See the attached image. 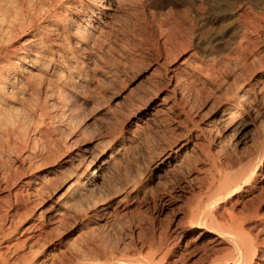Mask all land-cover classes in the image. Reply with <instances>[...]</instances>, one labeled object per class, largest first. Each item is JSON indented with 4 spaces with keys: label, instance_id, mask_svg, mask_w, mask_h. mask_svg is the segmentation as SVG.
Segmentation results:
<instances>
[{
    "label": "rangeland",
    "instance_id": "rangeland-1",
    "mask_svg": "<svg viewBox=\"0 0 264 264\" xmlns=\"http://www.w3.org/2000/svg\"><path fill=\"white\" fill-rule=\"evenodd\" d=\"M204 1L107 0L106 3H112L111 9L102 8L103 12L94 17L92 9L97 4L78 9L81 1L69 0L59 8V17L41 22V32L51 27L61 32L60 35L52 32L47 40L49 70L56 66V70L67 72L75 67L76 61L77 69L88 74V79L72 73L58 93L55 88L52 91L47 82L53 78V71H44L42 79L30 80L27 78L30 73L22 71L25 79L20 96L23 101L0 117V136L10 138V145L0 146V215L13 212L11 208L18 203L20 210H24V197L32 194L35 183L41 180H51V183L46 185L42 195L30 194L27 225L37 218V210L43 202H46L44 207L51 204L52 212L63 210L55 200L68 186H64V173L90 172L97 164V157L108 158L110 154L111 164L100 171L95 190L100 198L108 193L115 195V204L104 219L93 216L86 223L78 220L64 233L79 242L85 239L84 233L88 234L91 227L99 237L103 234L115 251L134 252L153 238L166 239L167 243L176 241L172 251H183L186 236L178 237L176 231H183L187 223L183 210L190 195L188 181L192 174L187 170L199 152V143L190 138L188 128L195 126L196 130L204 131L202 138L213 142L214 147L223 137L222 133L211 132L208 125L215 124L228 103L217 90L210 89L208 93L210 87L206 78L218 74L213 64L230 61L234 40L231 32L234 17L221 5L217 14L215 5L211 6L215 1ZM199 3L206 4L205 12L198 10ZM190 5L194 9L189 13ZM86 12L97 41L95 46L81 41L76 31L82 26L80 18ZM31 39V31L25 28L9 43L14 59L20 57L23 66L37 58L40 39ZM254 44L260 58L255 56L254 65L258 68L252 80V98L259 94L258 88L264 86V35L255 38ZM62 47L71 52L72 57L56 65ZM41 101L48 114L46 126L37 128L34 108ZM256 106L250 114H242L239 121L252 122L258 127L263 125L264 106L261 103ZM185 110L186 113L191 111L192 116L185 114ZM66 117L70 118L68 122L64 121ZM243 133L242 140L236 141V135H232L226 138L224 145L230 150L244 148L255 128L250 125ZM54 139L58 141L60 154L47 165H34L36 158L31 161L23 158L29 150L47 157L54 147L50 145ZM86 145H92L89 152L83 151ZM177 147L178 152H173ZM257 186L256 194L264 183ZM256 202H248L246 208L257 206ZM261 202L260 210L264 212V200ZM95 209L90 214H95ZM240 210H244L243 207ZM62 219L63 216L54 219V225L61 230L68 227L61 223ZM15 222L20 227L23 224L21 218ZM194 229L191 237L197 238L201 231L202 240L215 236L210 229L196 226ZM197 254L198 250L190 256Z\"/></svg>",
    "mask_w": 264,
    "mask_h": 264
},
{
    "label": "bare ground",
    "instance_id": "bare-ground-1",
    "mask_svg": "<svg viewBox=\"0 0 264 264\" xmlns=\"http://www.w3.org/2000/svg\"><path fill=\"white\" fill-rule=\"evenodd\" d=\"M66 1L69 0H0V117L3 112L13 110L23 101V97L20 96L25 79L22 71L30 73L27 77L29 80L32 78L42 79L44 71H53V78L47 82L52 87V91L55 88L58 93L62 92L60 90L63 82L65 84L67 79L71 78L72 73L84 80L88 79V74L77 69L79 65L76 61L75 67H72L73 70L67 72L56 70V66L51 68L52 70H49L48 67L51 59L46 56L47 40L51 37L52 32H57L58 35L61 32L56 27L47 28L41 32L43 27L41 22L47 18L59 17V8ZM80 1L78 9L90 8L92 4H97L92 9L94 17H98L103 12L102 8L111 9L112 5V3H106L107 0ZM208 1L204 2L208 3ZM212 1L213 3L215 1L211 6L215 5L214 10L217 14H220L218 8L221 5V7H225L223 8L225 12L227 10L234 17L232 18L231 31L234 40L232 41L230 61L213 64L212 67L218 74L206 78L209 84L207 87H210L209 90L207 89L208 93H210V89L217 90L222 93L225 103L228 105L221 112V116L217 117L215 124L208 125L211 132L223 135L220 140H217L215 147L213 142L202 138L204 131L196 130L195 126L188 128L190 138H195L199 143V152L187 170L190 174L192 172L190 182L188 181L189 199L186 198L185 206L183 204V218L187 223L182 229L183 231H176L178 237L186 236L183 251L175 253L172 249L176 241L167 243L166 239L161 238H159L160 240L151 238L152 240L148 244L136 248L134 252L115 251L106 243L105 237H102L103 234L99 237L98 232L92 231L91 227L87 230L88 234L84 233L85 239H80L83 242L74 241L69 234L64 233L67 229L72 228L73 223L75 225L78 220L86 223L93 216L96 217L95 219H104L110 212L109 209L115 204V195L108 193L104 195V198H100L97 196L98 191L95 190L100 171L109 168L111 164L109 154L108 158L97 157V164L90 172L64 173V186H68L55 200L56 204H61L64 207L63 210L57 209L52 212L51 204L44 207L46 202H43L37 210V218L27 225L29 222L27 211L31 195H42L51 180H41L35 183L36 185L31 191L32 194L24 197V210H20L18 202L12 208L9 203V208L13 209V212L6 211L0 215V264H264V212H261L262 204H259L264 200V186L261 187L258 194L255 193L257 185L264 183V124L258 127L252 122L239 121L242 114H250L258 103L264 106V86L261 89L258 88L259 96L254 95L252 98L251 95L252 80L255 79V71L258 68L256 64L254 65L255 60L257 61L254 39L264 35V0ZM203 5L206 4L203 3ZM204 6L200 4L197 8L199 11L205 12L206 7ZM191 7L189 13L194 9L193 6ZM188 15L191 16V14ZM80 19L83 23L76 29L77 34L81 41L90 42L95 46L97 41L88 24L89 13L86 12V15ZM25 28L29 29V32L31 31V40L40 39V42L38 43L37 58L23 66L20 57L14 59L15 55L9 43ZM60 45L64 46L62 43ZM59 53L56 65H61L63 60L72 57V53L66 51L64 47ZM240 92L241 94H239ZM237 98L239 106L236 105ZM41 102H37L34 108L37 115L35 121L37 128L46 126L45 117L48 114L46 105ZM190 112L186 113L185 110V114L192 116ZM69 120V117L64 118L65 122ZM250 125L255 128V133L244 148L230 150L224 145L226 138L232 135H236L234 140H242L244 130ZM6 137L4 139L3 135L0 136L1 147L10 145L9 135ZM57 142V139L51 140L50 145H54V147L47 157L43 158L37 151L29 150L24 153L23 158L27 161L36 158L33 161L34 165H47L60 154ZM91 147L92 145H86L83 151L89 152ZM34 148L36 150V147ZM178 149V147L175 148L173 152L177 153ZM39 161L42 162L39 163ZM250 195L259 201L256 202L255 198ZM248 202H256L257 206L248 209L246 208ZM97 205L101 208L95 209ZM240 207L241 209L243 207L244 210H240ZM94 209L96 210L95 214H90ZM57 216H63L60 221L68 225L66 229L61 230L57 227L58 225H54V219ZM17 218L23 220L21 227L19 223L15 222ZM50 225L52 226L49 227ZM194 226L210 229L215 233V236L206 241L202 240L203 232L201 231L197 238L191 237L195 230ZM111 246L114 245L111 244ZM197 250L196 256H190Z\"/></svg>",
    "mask_w": 264,
    "mask_h": 264
}]
</instances>
